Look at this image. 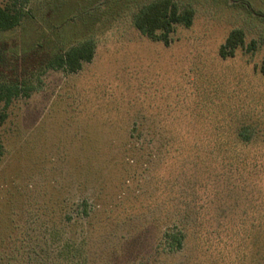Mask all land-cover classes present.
I'll list each match as a JSON object with an SVG mask.
<instances>
[{
    "label": "rangeland",
    "instance_id": "1",
    "mask_svg": "<svg viewBox=\"0 0 264 264\" xmlns=\"http://www.w3.org/2000/svg\"><path fill=\"white\" fill-rule=\"evenodd\" d=\"M18 1L20 24L0 31V76L23 72L32 88L0 124V264H28L33 250L31 264H59L66 240L81 242L87 264H264V183L199 188L169 212L162 151L163 137L182 138L185 151L262 132L264 0H173L193 20L167 44L134 25L158 0ZM231 29L244 43L222 58ZM84 39L95 43L91 62L43 71ZM254 160L264 164L261 152ZM172 225L186 237L167 257L157 242Z\"/></svg>",
    "mask_w": 264,
    "mask_h": 264
},
{
    "label": "trees",
    "instance_id": "2",
    "mask_svg": "<svg viewBox=\"0 0 264 264\" xmlns=\"http://www.w3.org/2000/svg\"><path fill=\"white\" fill-rule=\"evenodd\" d=\"M21 3L18 0L10 2L0 0V31L11 30L20 24L25 13ZM192 20L193 10L180 9L173 0H158L150 3L134 15V25L142 35L165 44L169 42V36L177 24L188 27L192 24ZM243 43L244 32L241 29H231L219 46V55L222 58L233 56L235 50ZM94 49L95 43L92 39H84L69 47H61L48 57L43 71L61 69L75 73L81 69L83 63L92 61ZM259 72L264 75V58ZM28 77L29 75L19 71L16 74L0 76V103H2L0 124L6 117L5 110L11 101L22 94L28 96L32 88ZM260 130L261 133L256 130L251 131L250 136L243 135L237 130L233 133L232 139L229 133H224L225 135L221 136L216 143L204 141L206 139L203 138L196 140L197 144L188 146L184 149L185 151H183L182 138L163 137L165 142L162 144V151L167 156L165 169L169 167L167 172L169 179H166L163 187L169 196L167 210L171 212L178 209L177 212L180 213L186 206V200L192 199L191 202H196L199 188L217 189L227 184L230 187H241L243 184H254L260 181L264 183V164L260 165L259 162L257 164L254 160L260 152L264 158V126H261ZM3 153L4 149L0 143V159ZM156 181L161 182L159 175ZM183 230L179 226L166 227L160 241L157 242L158 250L167 257L180 253L184 248L186 237ZM87 238L86 235V241ZM64 245L65 248L57 252L59 264H87L89 257L86 255L85 258L81 242L74 244L66 240ZM87 248L86 244V250ZM39 252L38 250L26 252L27 263L31 264L37 260L35 257ZM163 261L165 260L159 262L164 264ZM132 262L130 261V264H141L140 259Z\"/></svg>",
    "mask_w": 264,
    "mask_h": 264
}]
</instances>
